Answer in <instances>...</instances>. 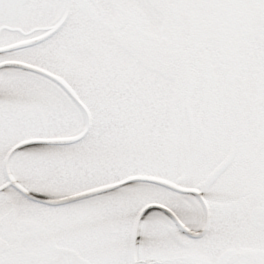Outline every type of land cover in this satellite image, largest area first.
Masks as SVG:
<instances>
[{"label": "snow or ice", "instance_id": "1", "mask_svg": "<svg viewBox=\"0 0 264 264\" xmlns=\"http://www.w3.org/2000/svg\"><path fill=\"white\" fill-rule=\"evenodd\" d=\"M0 264H264V0H0Z\"/></svg>", "mask_w": 264, "mask_h": 264}]
</instances>
